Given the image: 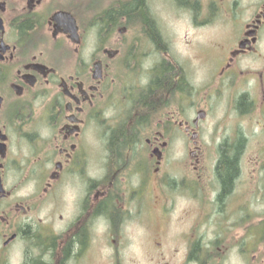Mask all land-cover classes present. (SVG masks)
Masks as SVG:
<instances>
[{
  "label": "flooded vegetation",
  "instance_id": "af4514ba",
  "mask_svg": "<svg viewBox=\"0 0 264 264\" xmlns=\"http://www.w3.org/2000/svg\"><path fill=\"white\" fill-rule=\"evenodd\" d=\"M245 3L0 0V264H264V187H235L264 120L219 141L211 174L202 147L213 91L241 82L243 111L258 92L264 111V0ZM171 15L234 33L205 105L201 40L182 58Z\"/></svg>",
  "mask_w": 264,
  "mask_h": 264
},
{
  "label": "rangeland",
  "instance_id": "374dc122",
  "mask_svg": "<svg viewBox=\"0 0 264 264\" xmlns=\"http://www.w3.org/2000/svg\"><path fill=\"white\" fill-rule=\"evenodd\" d=\"M241 6L243 3L251 0H239ZM245 3V4H246ZM169 29L171 34L174 36L173 40L178 48V51L182 58L189 61L193 57V53L190 50L189 45L193 44L192 39L199 38L201 40L202 50L201 55L203 56V62L201 69H195L188 74L189 80L192 85L197 89H202V97H205V101L208 100L211 94L210 81L213 78L212 74L215 73V64L219 62L221 57L220 53L223 52L233 42V31L228 28L226 20L221 19L216 22V26L213 29H194L189 26L186 21L175 20L171 15L169 20ZM174 48V47H173ZM218 51V52H217ZM212 63V65H211ZM215 63V64H214ZM255 63L254 66H257ZM197 75V77H195ZM215 77V76H214ZM243 83L236 86L235 90L228 91H213L214 96L211 97L209 106L211 109L207 112V117L204 119L202 126V147L206 151V158L209 162V171L207 174H211V169L217 158V145L223 138L229 136L237 137L239 134L245 131L246 122L245 120H264V111L259 107L261 101V93H257L252 97V108L250 112L245 113L243 110L237 108L238 93H242ZM227 93L234 95L230 97ZM190 109L187 110V112ZM264 140L258 136H252L249 140L248 146L244 151V157L240 163V176L235 182V187H264V177L260 169L261 158L258 156L263 152ZM181 157V156H178ZM186 158H189L186 156ZM177 158H172L170 164L178 163ZM171 181L176 182L178 186H181V180L185 179V182L193 181L190 176V172L187 170L180 169L179 165H171ZM264 170V169H263ZM177 179V180H176ZM184 182V183H185ZM194 184L198 185L193 181ZM209 183H213L214 187L217 186L213 178H209ZM171 183V182H170ZM203 185L205 182H201Z\"/></svg>",
  "mask_w": 264,
  "mask_h": 264
},
{
  "label": "trees",
  "instance_id": "16d2710c",
  "mask_svg": "<svg viewBox=\"0 0 264 264\" xmlns=\"http://www.w3.org/2000/svg\"><path fill=\"white\" fill-rule=\"evenodd\" d=\"M245 102L242 96H240L237 100V108L239 110H243L245 108ZM228 149L227 145L224 144L221 147V152L223 154V157L221 159V165H220V172H224L222 176L221 186L222 187H230L231 186V180L235 176V164L234 159L229 158L228 155Z\"/></svg>",
  "mask_w": 264,
  "mask_h": 264
},
{
  "label": "water",
  "instance_id": "95a60500",
  "mask_svg": "<svg viewBox=\"0 0 264 264\" xmlns=\"http://www.w3.org/2000/svg\"><path fill=\"white\" fill-rule=\"evenodd\" d=\"M202 116L204 117V112H203ZM199 117H200V116H199Z\"/></svg>",
  "mask_w": 264,
  "mask_h": 264
}]
</instances>
